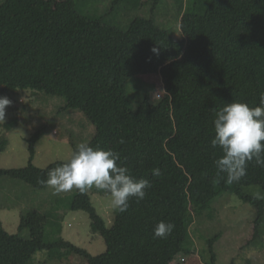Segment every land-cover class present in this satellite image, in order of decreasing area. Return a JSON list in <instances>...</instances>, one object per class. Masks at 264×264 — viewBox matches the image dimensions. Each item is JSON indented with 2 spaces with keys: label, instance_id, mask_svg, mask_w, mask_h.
<instances>
[{
  "label": "trees",
  "instance_id": "trees-1",
  "mask_svg": "<svg viewBox=\"0 0 264 264\" xmlns=\"http://www.w3.org/2000/svg\"><path fill=\"white\" fill-rule=\"evenodd\" d=\"M154 1L138 10L130 0H113L105 15H142L132 18L126 29L108 24L105 17L91 18L77 7L59 18L57 0H5L0 5V96L33 90L64 99L63 113L80 112L95 126L91 147L119 152L130 174L151 184L143 201L130 198L126 212L113 211L110 226L91 198L92 191L108 194L95 188L91 195L75 190L69 209L86 213L105 240L107 250L97 256L62 238L51 243L45 235L38 242L34 232L32 238L22 237L26 215L18 234H10L0 218V264H32L44 251L49 261L75 254L87 264H172L195 254L191 226L200 225L205 216L213 219L223 195H236L256 209L248 245L261 238L264 200L244 190L255 186L264 195V168L253 160L239 183L226 184L214 166L222 153L210 141L213 110L233 101L258 106L264 92V0H186L185 9H165L171 15L183 12L190 48L183 62L165 70L171 89L162 99H154L150 84L141 78L179 54L181 45L162 20L143 17L152 15L148 9ZM131 80L137 81L129 89ZM15 122L6 128L11 130ZM75 124V132L84 126ZM43 132L29 140L28 165L0 169V180L10 177L36 190L47 188L38 180L64 162L43 169L34 164ZM76 145L73 137L74 149ZM154 168L160 169L159 176L152 175ZM160 221L175 225L166 239L153 236ZM48 224L39 227L41 234ZM221 237L218 230L203 237L207 264H217L215 246Z\"/></svg>",
  "mask_w": 264,
  "mask_h": 264
},
{
  "label": "rangeland",
  "instance_id": "rangeland-1",
  "mask_svg": "<svg viewBox=\"0 0 264 264\" xmlns=\"http://www.w3.org/2000/svg\"><path fill=\"white\" fill-rule=\"evenodd\" d=\"M5 0H0V5ZM57 15L62 18L68 11L77 7L83 14L91 18L105 17V21L117 28L126 29L132 18L137 13L123 14L115 11L108 15L109 5L113 0H57ZM149 0H130L133 9L141 10ZM155 0L144 13L143 17L155 16L157 21L162 20V25L172 30L174 39L181 45V52L164 63L157 72L143 76L145 82L151 86V95L154 99H162L171 89V82L165 76V70L183 62L190 48L189 35L183 26V12L179 15L166 14L167 8L176 7L185 9L186 0ZM111 6V5H110ZM109 12V11H108ZM147 15V16H146ZM163 17V18H162ZM161 18V19H160ZM131 80L128 88H132ZM146 86V85H145ZM136 92V91H135ZM4 97L11 100V105L6 108L3 122H0V169L22 168L29 162V140L41 129L43 137L36 145L34 164L38 168H47L58 161L66 162L74 148L73 137L78 144L89 142L96 133L95 126L80 112L66 115L61 111L64 99L52 97L42 92L33 90H17ZM11 130L6 125L13 123ZM76 122L84 126L76 130ZM257 187H248L245 193L255 194ZM75 189L69 192L54 194L52 188L36 190L24 182L3 177L0 180V218L4 228L10 234H18L22 215L27 216L24 238L36 235L38 242L46 237L47 242L55 243L60 238L87 250L93 256L107 250L106 243L96 231L90 217L84 212H73L69 206L73 199ZM88 193L91 195L90 190ZM92 201L99 214L107 221L108 226L113 221V209L110 206V197L93 194ZM217 212L213 219L203 217L202 225L196 223L191 226V235L195 244V254L186 256L172 264H207L209 254L206 240L203 238L215 231H222V237L217 241L215 251L217 264H245L249 260L252 264H264V223L262 236L256 243L248 245L254 234V220L257 217L256 209L244 203L236 195H223L218 198ZM49 220L46 231L41 234L39 227ZM47 252H40L35 256L32 264H87L84 257L73 254L63 260L49 261Z\"/></svg>",
  "mask_w": 264,
  "mask_h": 264
},
{
  "label": "clouds",
  "instance_id": "clouds-1",
  "mask_svg": "<svg viewBox=\"0 0 264 264\" xmlns=\"http://www.w3.org/2000/svg\"><path fill=\"white\" fill-rule=\"evenodd\" d=\"M153 53L157 49H152ZM11 100L0 96V122L6 115ZM212 120L214 138L211 147L219 148L222 155L214 160L217 178L224 174L226 184L239 183L247 175V165L255 161L256 166L264 168V92L259 95V104L250 107L247 103L233 101L224 103L213 110ZM123 144L124 140L121 139ZM153 176H159V168L151 170ZM44 187H50L54 194L78 190L84 193L92 188L104 191L110 197L111 208L124 213L129 208L130 198L137 202L146 197L151 188L147 179H135L129 169L123 165L119 152L105 150L99 145L91 147L87 142L76 145L70 158L61 165L48 170L47 178L38 180ZM256 200H264L257 191ZM175 225L160 221L153 228V236L166 239Z\"/></svg>",
  "mask_w": 264,
  "mask_h": 264
}]
</instances>
